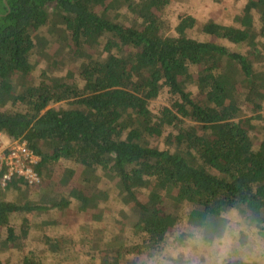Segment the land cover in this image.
<instances>
[{"label":"trees","instance_id":"obj_1","mask_svg":"<svg viewBox=\"0 0 264 264\" xmlns=\"http://www.w3.org/2000/svg\"><path fill=\"white\" fill-rule=\"evenodd\" d=\"M179 1L0 0V133L40 157L38 183L0 184V264H42L10 254L37 230L70 259L75 239L49 230L71 207L112 218L90 264H143L232 210L264 236V0L236 25Z\"/></svg>","mask_w":264,"mask_h":264},{"label":"rangeland","instance_id":"obj_2","mask_svg":"<svg viewBox=\"0 0 264 264\" xmlns=\"http://www.w3.org/2000/svg\"><path fill=\"white\" fill-rule=\"evenodd\" d=\"M245 1L246 0H183L179 1V3H176L172 10L174 12V15L178 12L190 13L198 20L213 19L225 25H236L234 21L235 17L241 13ZM233 48L238 49L235 46ZM43 68L44 62L42 61L39 64L38 70L40 71ZM229 212L231 211L224 213L221 217ZM56 215L54 216V218L56 217ZM57 216L63 218L64 224L53 226L49 231L52 235L69 234L75 239L71 244L73 245L74 249L72 251L70 259H62L64 255L58 256L51 252H44V250H46L45 245L42 243V240H39L41 238L42 231L37 230L33 231L30 234V239L21 245L20 251L17 250L10 253L15 262L19 263V260L23 254V250L25 249V251L31 250L33 253L42 252L43 255L40 254L42 256V264H90L91 261L89 258H91L92 263H94L97 261V252L102 251H95V242H101L103 238L108 237L115 231L112 218L104 216L101 222H88L87 218L76 214V211L73 207H71L65 214L60 213ZM241 216L246 222L245 217L243 215ZM47 218L51 219L53 218V216L48 215ZM220 218L213 219L214 221H219ZM209 219L210 218H202V221L198 224H203L211 227L214 221H209V224L205 223V221ZM13 223L20 225L21 216H15L13 218ZM189 227L190 225L187 223H185V226L182 227V230L187 232L185 238L180 237L179 232H174L173 236L170 237L169 240H166L161 248L152 251L154 253L153 256L146 258L148 260L143 264H159V258H163V263L161 262V264H168L172 259H176L177 261L186 264L183 252H181L180 249L185 247L186 241L188 240L190 233L187 231V229ZM255 234L258 237H264L258 235L256 232ZM177 252H179L180 254L178 256H174V254ZM91 255L94 256L91 257ZM6 257H8L7 254L1 256L2 259ZM252 263L257 264L256 261H253Z\"/></svg>","mask_w":264,"mask_h":264},{"label":"clouds","instance_id":"obj_3","mask_svg":"<svg viewBox=\"0 0 264 264\" xmlns=\"http://www.w3.org/2000/svg\"><path fill=\"white\" fill-rule=\"evenodd\" d=\"M187 231L188 240L180 249L186 264H229L237 258L243 264H264V237L256 236L255 229L246 224L238 210L225 214L211 227L194 225Z\"/></svg>","mask_w":264,"mask_h":264},{"label":"built area","instance_id":"obj_4","mask_svg":"<svg viewBox=\"0 0 264 264\" xmlns=\"http://www.w3.org/2000/svg\"><path fill=\"white\" fill-rule=\"evenodd\" d=\"M40 157L23 138H10L0 133V184L5 186L18 178L32 185L39 182L36 166Z\"/></svg>","mask_w":264,"mask_h":264}]
</instances>
